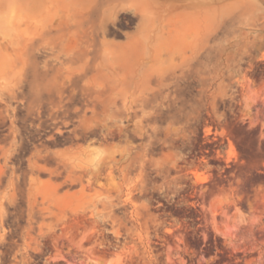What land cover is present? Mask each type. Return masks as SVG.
I'll return each mask as SVG.
<instances>
[{
  "label": "rangeland",
  "instance_id": "1",
  "mask_svg": "<svg viewBox=\"0 0 264 264\" xmlns=\"http://www.w3.org/2000/svg\"><path fill=\"white\" fill-rule=\"evenodd\" d=\"M0 264H264V0H0Z\"/></svg>",
  "mask_w": 264,
  "mask_h": 264
}]
</instances>
